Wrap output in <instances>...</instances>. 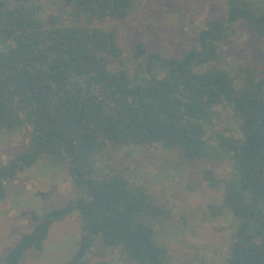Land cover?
Here are the masks:
<instances>
[{"label": "trees", "instance_id": "trees-1", "mask_svg": "<svg viewBox=\"0 0 264 264\" xmlns=\"http://www.w3.org/2000/svg\"><path fill=\"white\" fill-rule=\"evenodd\" d=\"M227 8L179 59L138 45L133 57L146 59L133 74L121 63L117 35L96 24L125 20L134 0H0V132L28 127L31 136L30 150L0 167V201L6 183L42 156L66 165L81 191L44 218L33 215V231L20 238L6 264L41 250L52 224L74 213L81 237L67 264H92L97 237L135 264H175L155 230L136 220L167 219L170 211L121 174L98 173L110 144L155 143L191 160L232 163L223 180L236 224L226 261L264 264V74L242 67L238 78L221 58L240 24L264 39V11L256 12L250 0H228ZM225 107L238 123L237 139L210 135V122ZM205 177L213 181L211 171Z\"/></svg>", "mask_w": 264, "mask_h": 264}, {"label": "rangeland", "instance_id": "rangeland-1", "mask_svg": "<svg viewBox=\"0 0 264 264\" xmlns=\"http://www.w3.org/2000/svg\"><path fill=\"white\" fill-rule=\"evenodd\" d=\"M227 1L134 0L133 12L125 20L96 25L117 35L123 49L121 63L135 74L146 59L133 57L138 45L145 46L148 53L179 59L198 46L197 38L210 20L225 17ZM250 2L256 12L264 11V0ZM221 58L222 65L238 78L239 73L245 75L240 71L242 67L261 76L264 39L258 38L248 25L240 24ZM209 125L211 136L222 132L235 139L240 137L238 123L227 107L218 109ZM30 145L28 127L13 133L0 132V167L9 158L26 154ZM206 171L212 172V182L205 177ZM231 172L229 160H191L159 143L110 144L98 164L101 178L121 174L170 211L167 219L138 216L136 220L155 230L157 240L168 249L169 260L175 264H227L236 224L224 203L223 180ZM80 193L71 182L67 166L49 156H42L38 164L8 181L6 198L0 201V264H6L8 253L20 238L33 231V215L44 218L75 201ZM80 237V218H60L50 227L43 248L30 249L19 264H67L79 248ZM88 260L92 264H135L123 249L107 247L101 237L95 239Z\"/></svg>", "mask_w": 264, "mask_h": 264}, {"label": "crops", "instance_id": "crops-1", "mask_svg": "<svg viewBox=\"0 0 264 264\" xmlns=\"http://www.w3.org/2000/svg\"><path fill=\"white\" fill-rule=\"evenodd\" d=\"M73 217L79 218V215L77 213L72 214Z\"/></svg>", "mask_w": 264, "mask_h": 264}]
</instances>
